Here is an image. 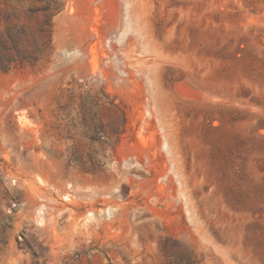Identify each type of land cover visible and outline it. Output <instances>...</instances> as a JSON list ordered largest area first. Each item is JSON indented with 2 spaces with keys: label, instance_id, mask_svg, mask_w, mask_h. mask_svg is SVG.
<instances>
[{
  "label": "rangeland",
  "instance_id": "obj_1",
  "mask_svg": "<svg viewBox=\"0 0 264 264\" xmlns=\"http://www.w3.org/2000/svg\"><path fill=\"white\" fill-rule=\"evenodd\" d=\"M119 1L0 0V264H264V0Z\"/></svg>",
  "mask_w": 264,
  "mask_h": 264
},
{
  "label": "bare ground",
  "instance_id": "obj_2",
  "mask_svg": "<svg viewBox=\"0 0 264 264\" xmlns=\"http://www.w3.org/2000/svg\"><path fill=\"white\" fill-rule=\"evenodd\" d=\"M100 1V0H99ZM118 9H119V13L120 15L118 14L117 15V21L118 23L120 21H122V26H126V24L129 26L128 28V31H131L133 32L135 29L134 25H131L130 24V21H129V18L126 14V7H127V2L125 0H120L119 1V5H118ZM68 12V11H67ZM67 12H63L61 13L60 15H58L56 17V22H57V31H56V42L57 44H59L61 47L63 46V51L65 54H71L72 53H76V49H74V45L77 43V40L75 39L74 37V31L72 33H69V38H67V35H65L64 33V30H63V26H65V24L69 25V26H72V29L74 30V14L72 15H69L67 14ZM68 26V27H69ZM67 27V26H66ZM134 27V28H133ZM71 28H69L70 30ZM71 29V31H72ZM125 29V28H124ZM67 30V29H66ZM125 32L123 31H120V33L117 32L118 35H122L124 34ZM78 37V36H77ZM122 37V36H121ZM132 38L129 37V42H131ZM111 40V39H109ZM113 40V39H112ZM129 46V45H128ZM111 48V47H110ZM125 48V47H124ZM127 48V47H126ZM58 50V49H57ZM61 52V51H60ZM126 55V54H125ZM64 57V56H63ZM102 74V73H101ZM120 76V75H119Z\"/></svg>",
  "mask_w": 264,
  "mask_h": 264
}]
</instances>
